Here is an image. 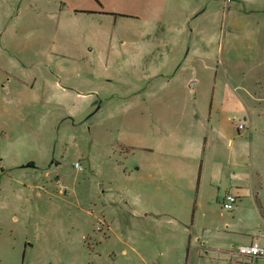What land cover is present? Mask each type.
<instances>
[{
	"label": "rangeland",
	"instance_id": "obj_1",
	"mask_svg": "<svg viewBox=\"0 0 264 264\" xmlns=\"http://www.w3.org/2000/svg\"><path fill=\"white\" fill-rule=\"evenodd\" d=\"M79 1L0 0V264L185 258L181 229L167 222L155 230L132 221L124 231L131 241L123 243L122 207L111 197L123 193L128 205H122L131 211L136 196H142L141 209L150 208L151 194L164 208L171 193L136 168L151 159L140 148L158 142L152 127L157 95L208 102L215 95V131L208 134L204 165L212 170L225 158L232 118L242 126L239 134L233 126L240 160L250 152L245 163L251 160L260 175L255 193L264 215V0H153L159 12L149 16L163 22L156 29L114 11L77 14ZM107 1L118 10L142 11L136 0ZM193 1L208 9L207 18H218L217 40L208 47L207 19L182 44L168 36ZM244 194L235 219L234 211L215 205V225L235 235H213L206 248L262 244L264 219L253 211L249 191ZM192 215L177 218L189 223ZM109 219L111 227L104 225ZM203 250L194 243L189 258ZM247 261L264 264V257Z\"/></svg>",
	"mask_w": 264,
	"mask_h": 264
},
{
	"label": "crops",
	"instance_id": "obj_2",
	"mask_svg": "<svg viewBox=\"0 0 264 264\" xmlns=\"http://www.w3.org/2000/svg\"><path fill=\"white\" fill-rule=\"evenodd\" d=\"M94 1L99 6L95 5L91 0H80L76 13L106 17L105 15L115 14L113 13L114 11L122 17L134 16L137 19H142L144 24L152 26L153 29L163 23L159 17L149 16L152 12L154 14L159 12V3H155L153 0H136L142 11L135 12L118 10L116 7L108 5L107 0ZM126 1L127 3L130 2V0H122V4L126 3ZM212 1L217 3L218 0ZM217 7L218 4L216 5ZM207 11V8L202 9L201 5H196L194 1L193 4H188L186 9H182L181 21L170 30L172 35H168L174 38V45L175 42L177 45L182 44V38L186 36L189 38L194 36L199 31V24H201L202 19H207L211 31L208 36L207 47L216 42L219 28L218 18L216 15L207 18ZM163 12H166V5L163 8ZM188 46L191 49L194 44L189 42ZM194 84L193 81H189V86ZM214 96L211 97L210 102L195 96L157 95L153 98L152 127L158 135V142L154 148H140L148 151L151 159L145 160L141 167L137 166L136 168L137 171L139 169L140 171L143 170L150 180L166 184L169 188L171 193L165 200L164 208L159 201L154 200V194H151L150 208L141 209L139 206L144 204L142 196L140 198L136 196L133 205L136 207L129 211L124 207L125 204L128 205V201H126L123 193L111 194L112 198L116 197L118 199V204L122 207L123 221L119 238L123 243L129 244L128 242L131 241V238H127L124 231L132 221L135 222V225L145 221L155 230L161 222L173 225L174 229L175 226L181 229L180 238L181 240H186V246L189 247L188 253L184 254L185 258H164L161 264H249L248 259L238 256L235 249L231 251L218 247L206 248L205 246L208 245V242H211L210 238L213 239V235H220V238L234 237L235 235L221 230L215 225V220L212 218V211L215 205L217 206L221 202L225 194L233 193L238 197L235 210H232L234 211L232 213L234 219L240 213L242 199L245 198L244 193H247V191H249L247 197H251L253 200V211H257L260 215L255 193L257 177L260 175L256 172L251 160L248 161V164L245 163L251 159L249 156L250 152L245 159L242 158V161L240 160L239 151L234 146L235 143L239 144V141H237L238 139L235 138L233 133V126L236 128V124H233L232 118H230L231 128H225L227 133H230V136L228 137L227 134L226 137V140L230 142V146L225 148L227 151L225 158L219 162L215 169L208 170L204 165L208 134L215 131L212 122V112L215 105ZM229 98H225L222 104H226L229 107L231 102ZM231 107L233 109L234 105ZM236 108V111L233 112H238V102ZM243 121L246 122L245 116H243ZM220 129H222L221 126L218 132H220ZM236 130L239 134V129L236 128ZM191 132L193 134L189 135ZM246 174L250 178L243 179L241 176ZM244 184H248V186ZM193 186H195L194 190L192 189ZM210 190L212 193H209ZM193 191L194 194H192ZM191 197H193L192 202ZM186 199H189L188 208H186L184 203ZM181 207H184V209ZM188 211L191 215L193 213L192 217L190 216L189 223L177 218L178 215H188ZM208 215L211 217L208 218ZM112 224L113 219L104 221V225L107 227H111ZM225 226H227V223ZM205 235L208 238L210 237L209 241ZM241 242L240 245H244V241ZM194 243L203 246L204 255H198V258H189V252ZM231 246L233 247V245ZM231 246L230 248H232ZM123 253H126V251H123Z\"/></svg>",
	"mask_w": 264,
	"mask_h": 264
},
{
	"label": "built area",
	"instance_id": "obj_3",
	"mask_svg": "<svg viewBox=\"0 0 264 264\" xmlns=\"http://www.w3.org/2000/svg\"><path fill=\"white\" fill-rule=\"evenodd\" d=\"M237 129L241 128V125H235ZM238 201V197L233 193H227L220 202L223 210L232 211ZM238 256L247 258L248 260H255L264 257V241L261 245L257 242H252L250 245H241L235 249Z\"/></svg>",
	"mask_w": 264,
	"mask_h": 264
},
{
	"label": "trees",
	"instance_id": "obj_4",
	"mask_svg": "<svg viewBox=\"0 0 264 264\" xmlns=\"http://www.w3.org/2000/svg\"><path fill=\"white\" fill-rule=\"evenodd\" d=\"M112 15H114V14H112ZM28 166H30V165H28ZM256 204H257V206H258V208H259V211H260V207H259V206H260V204H259V202H258V201H256ZM260 216H261V218H262V219H264V215H262V213H261V212H260ZM188 249H189V247L187 246V250H186L187 252H186V253H188Z\"/></svg>",
	"mask_w": 264,
	"mask_h": 264
}]
</instances>
